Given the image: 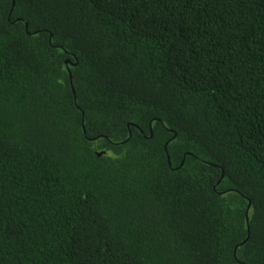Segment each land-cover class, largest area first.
<instances>
[{
  "label": "trees",
  "instance_id": "obj_1",
  "mask_svg": "<svg viewBox=\"0 0 264 264\" xmlns=\"http://www.w3.org/2000/svg\"><path fill=\"white\" fill-rule=\"evenodd\" d=\"M0 264H264V0H0Z\"/></svg>",
  "mask_w": 264,
  "mask_h": 264
},
{
  "label": "water",
  "instance_id": "obj_2",
  "mask_svg": "<svg viewBox=\"0 0 264 264\" xmlns=\"http://www.w3.org/2000/svg\"><path fill=\"white\" fill-rule=\"evenodd\" d=\"M13 5L15 6V1H14V3H13ZM150 129H151V136H153V131H152V125L150 126ZM131 134V133H130ZM177 135H175V137H176ZM165 150H166V152H168V149H167V146L165 147ZM104 153H100L99 154V156L100 155H103ZM185 161V160H184ZM184 161L182 162V164H181V166L178 168V169H180L183 165H184ZM168 163H169V166L170 167H172V163H171V159H170V157L168 156ZM223 176H224V174H223ZM222 176V177H223ZM251 205V204H250ZM250 209V208H249ZM249 211V210H248ZM249 240V237L246 239V241L244 242V243H246L247 241Z\"/></svg>",
  "mask_w": 264,
  "mask_h": 264
}]
</instances>
